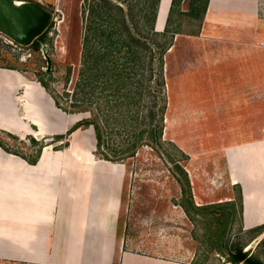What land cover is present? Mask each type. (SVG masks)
Returning <instances> with one entry per match:
<instances>
[{
	"label": "rangeland",
	"instance_id": "374dc122",
	"mask_svg": "<svg viewBox=\"0 0 264 264\" xmlns=\"http://www.w3.org/2000/svg\"><path fill=\"white\" fill-rule=\"evenodd\" d=\"M15 1L39 2L52 14V21L45 31L44 45L42 44L39 50H34L31 45L21 46L0 33V68H14L27 81L35 85H40L38 80L43 79L60 96L61 102L66 103L61 95L65 89L70 92L73 91L78 71L83 68L81 61L82 41L88 23L89 10L93 3L102 6L104 2L102 0ZM142 1L111 0L112 4L106 6L111 9V13L116 15V20L119 22L118 26H121L122 15H126L129 32L135 35L142 33L147 41L145 46L138 47L143 64L139 73L141 72L143 76H137L135 79L139 80L138 83L143 82V98L135 109L138 108L144 118H139L140 126L134 130L138 131L136 133L145 130L146 126L141 125L151 122L148 119L149 111L159 113L160 99L162 98L159 94L160 89L157 87L160 58L158 45L162 38H153L150 34H144L147 30L138 21L136 13L139 9H143L150 14L153 9V0H148L145 5ZM205 1L200 0L197 5L198 19L178 17V15L173 18L172 29L179 25L178 28L182 34L174 38L172 51L165 56L163 72L167 82L165 87L167 108L160 141L163 142L162 145L159 143L154 147L139 145L135 150V156L130 160L123 163H112L101 160L96 154L95 139L91 129L79 130L74 137L64 134L63 138L51 136L38 138L39 141L32 137L20 141L0 133V142L7 149L28 159L37 157L43 149L49 148L47 150L49 161L46 166H61L62 180V174L65 171L66 183L61 185V191L66 198L69 191L71 192L73 189L76 178H78L76 176L78 170L95 167L92 171V179L96 191L93 192L92 189V191L87 192L89 195L87 221L89 224L94 223L92 224L94 227L100 228L104 222V226H107L108 213L104 207V200L113 195L114 170L122 165V175L119 178L120 185L114 195L117 200L115 204L110 201L111 212L115 205L114 213L112 212V217H114L111 219V239L106 241L103 239L104 236L103 238L99 236L100 246H96L97 250L96 248L91 249L90 244L87 243L84 259L88 264H100L106 256L107 264H230L228 263V250L222 247V249L216 250L217 247L212 245L216 241L214 230L217 224L211 221L210 216L200 214L189 218L178 205L184 199L180 185L173 178L175 175L171 172L172 165L169 159L172 158L179 162L187 173L190 195L195 206L207 208L208 205L219 203L223 205L227 202H233L237 205L239 193L228 182L221 147L219 143L212 140V137L208 136L207 130L211 128L203 127L205 120L203 119L205 113L203 109H207L212 102L216 104L219 95L202 93L203 79L201 76L197 77L199 74L190 71L195 66L201 68L206 65L208 57L206 53H209L211 49L216 53L219 52V46L211 43L206 44L205 39L217 38L219 40L225 39V37L228 39L234 37L241 41L251 38L254 41L251 45L253 46L252 55L257 59V95L255 98L257 116L252 118V123L258 132L256 141H263L264 0H257L256 15L252 14L250 20L242 18L243 15H238L231 23L232 27L228 26L231 20L229 21L221 15H213L206 20L205 14L201 13ZM188 2L190 3L191 0H183L181 4V9L186 10L185 12H188ZM97 6L94 9H97ZM119 8L122 10L121 13ZM159 9L155 30H157V22L159 24L162 16V14L159 16ZM130 13L132 17L129 16ZM167 16L168 9L163 17L162 31ZM233 25H236L237 30L239 29L236 37L234 32H230ZM248 25L251 26L250 31L244 29V26ZM241 27L243 29H240ZM210 40L209 42H211ZM97 44L98 42L95 41V45ZM43 52H46L51 60L49 72H46ZM217 58H220V54ZM69 68L72 70V74L66 79ZM189 75L196 77V79L190 78ZM149 76L150 80L147 81ZM191 82L193 83L191 84ZM215 87L217 88V86ZM18 93L17 95L20 97L22 91H18ZM37 103L42 112L44 110L43 113L47 114L50 119H59L52 115L47 100ZM113 105H115L114 101L109 104L110 107ZM92 106L97 110L100 121L104 123L103 110L105 107L103 99L97 92H95ZM121 110L123 111L124 108ZM19 113H22L20 107ZM76 117L83 118L82 115ZM156 119L157 117L152 122L153 125H155ZM243 122H246V119ZM254 127L252 134H254ZM130 129L133 130V127L131 126ZM213 129L216 130V128ZM122 135L111 134L108 136V143L112 146L116 145ZM144 138H147V134H144ZM221 139L224 138L221 137ZM70 140L73 142L72 147ZM169 142L174 143L187 156L186 159H180V153ZM263 146L264 143H260L257 151L263 150ZM44 150L43 154L46 153ZM255 153L258 163L262 162L264 158L261 152ZM65 206L67 211L63 216V223L64 227H67L70 207L68 203ZM86 206L84 207L85 215ZM227 230L225 240L229 247L235 245L247 255L253 254V256L263 260L264 236L257 240L259 237L257 235L264 230V226L262 230L254 229L245 233L241 229L239 215H237L236 220L229 225ZM61 234L64 236V233L61 232ZM0 264L3 263L0 262Z\"/></svg>",
	"mask_w": 264,
	"mask_h": 264
},
{
	"label": "crops",
	"instance_id": "0c3cea01",
	"mask_svg": "<svg viewBox=\"0 0 264 264\" xmlns=\"http://www.w3.org/2000/svg\"><path fill=\"white\" fill-rule=\"evenodd\" d=\"M162 5L163 0H160L159 16ZM257 8V0H207L204 14L206 20L213 15L224 16L231 20L228 24L231 26L238 15L250 20L252 14H257ZM244 29L250 31L251 26H244ZM231 30L236 37L239 29L233 25ZM155 31H162L158 28V22ZM209 40L204 41H207L206 44L219 46V52L211 49L206 53V65L201 68L195 66L190 72L199 74L197 77L201 76L203 79L202 93L219 95L216 104L212 102L207 109H203V127L211 128L207 130L208 136L221 147L228 182L240 188V226L243 232L248 233L264 226V160L258 163L255 153L261 152L264 158V146L263 150L257 151L258 145L264 143V140L256 141L258 132L252 123V118L257 116V59L252 55L251 46L254 41L251 38L240 41L234 37L219 40L215 38L211 42ZM218 54L220 58H217ZM18 91H22L20 97L17 95ZM44 100L49 102L52 115L58 117V120L50 119L39 108L37 102ZM19 107L22 109L21 114ZM77 115L65 114L57 109L40 85L27 81L15 70L0 68V133L9 134L20 141L31 137L35 140L51 136L60 138L80 120ZM245 119L246 122H243ZM78 131L69 136L74 137ZM70 141L72 147L73 142ZM43 150L35 165H31L0 147V262L86 264L84 251L87 243L94 249L100 246L99 236H104L106 241L111 239V219L114 217L112 212L114 213L115 205L111 212L110 201L116 203L114 195L120 185L122 165L114 170L113 195L104 200L108 213L107 226H104V222L98 228L87 221V192L92 189L93 192L96 191L92 179L95 167L78 170L74 190H71L73 193L69 191L66 198L61 191V185L66 183L64 168L62 180L61 166H46L49 148L44 150L45 154ZM67 203L70 215L67 227H64L63 216L67 211ZM259 234L257 236L264 234V231ZM107 262L106 256L100 264Z\"/></svg>",
	"mask_w": 264,
	"mask_h": 264
},
{
	"label": "trees",
	"instance_id": "16d2710c",
	"mask_svg": "<svg viewBox=\"0 0 264 264\" xmlns=\"http://www.w3.org/2000/svg\"><path fill=\"white\" fill-rule=\"evenodd\" d=\"M102 1L104 5L97 6V3H93V6L89 10L88 23L82 41L81 61L83 63V68L78 71L73 85V91L70 92L65 89L61 95L66 103L61 102L60 96L53 91L48 82H45L43 79L38 80V82L46 94L51 98L57 109L65 114H78L83 116V118L77 121L66 132L67 136L73 134L77 130L91 129L95 139L96 154L100 159L112 163H123L135 156V150L139 145L154 147L157 143L160 145L163 144V142L161 143L160 141L164 129V115L167 108V93L165 91L167 82L163 72L165 56L172 50L174 38L182 34L178 28L179 25H176L172 29V24L174 22L173 18L175 15H178V17L198 19L197 16L199 13L197 14V5L200 0H191L190 3L188 2V12L181 9L183 0H171L166 24L161 32L155 31L160 0H153V9L150 14L143 9H139L136 13L138 21L141 22L145 30H147L144 34H150L153 38H162L158 45L160 58L157 84V87L160 89V97H162L160 99L161 106H159L158 114L149 111L148 119L151 122L141 125L146 126V128L139 133H136L138 131L134 130L139 128V118L143 119L144 116H141L138 108L135 109V107H138L143 98V82L138 83L139 80L135 78L137 76H143L141 72L139 73L143 64L138 47H143L147 44L146 37L143 36L142 33H139L140 35H135L129 32L126 15H122L120 19L121 26H118L117 24H119V22L116 20V15L111 13V9L106 7L112 4L111 0ZM147 1L148 0H143L142 3L145 5ZM94 5L97 6V9H94V7H96ZM206 5L207 0L203 3V9L201 10L202 14L205 12ZM119 9L121 13L122 10L121 8ZM129 16L132 17V14L130 13ZM134 23L138 24L136 22ZM44 37L45 32L31 44L34 50H39L40 46L42 44L44 45ZM95 41L98 42L97 45H95ZM6 69L15 70L14 68ZM71 74L72 70L69 68L66 73V79L69 78ZM146 80L149 81L150 76ZM95 92L99 93L100 97L103 99L105 107L103 110L104 123L100 121L97 110L92 106ZM112 101L115 102V105L110 107L109 104ZM122 108H124L123 111L121 110ZM156 117L155 125H153L152 122ZM131 126L133 130L130 129ZM113 133L123 134L121 139L117 141V144L114 146L108 143V136H111ZM3 134L9 138H15L9 134ZM144 134H147V138L143 139ZM60 138H63V136ZM32 142L35 141L32 140ZM169 143L180 153V159H186L187 156L181 152L174 143ZM0 147L7 152L18 155L31 165H35L37 159H39L41 155L40 153L37 157L28 159L21 154L7 149L1 142ZM169 161L172 165L171 172L175 175L173 178L180 185L184 201L179 202L178 205L182 208L184 213L189 218H192L193 215L207 214L210 216L211 221L217 224L214 230L216 241L212 243L213 246L217 247L216 250L222 248L227 249L229 252L228 263L230 264H264V258L261 260L253 256V254L249 256L247 253L242 252L241 248L235 247V245L229 247L225 240L226 233H228L227 229L229 225L236 220L237 215H239L240 222L242 206L239 186H234L239 193L237 205L233 202H227L223 205L221 203L208 205L206 206L207 208L195 206L190 195L187 173L179 162L172 158L169 159ZM223 217L225 218L223 219ZM262 228L263 226L256 230H262ZM263 231H261L260 234ZM262 255L264 257V253Z\"/></svg>",
	"mask_w": 264,
	"mask_h": 264
},
{
	"label": "water",
	"instance_id": "95a60500",
	"mask_svg": "<svg viewBox=\"0 0 264 264\" xmlns=\"http://www.w3.org/2000/svg\"><path fill=\"white\" fill-rule=\"evenodd\" d=\"M51 21L52 14L39 2L0 0V33L21 46L31 45L46 31ZM43 56L46 72H49L51 60L46 52Z\"/></svg>",
	"mask_w": 264,
	"mask_h": 264
},
{
	"label": "bare ground",
	"instance_id": "6f19581e",
	"mask_svg": "<svg viewBox=\"0 0 264 264\" xmlns=\"http://www.w3.org/2000/svg\"><path fill=\"white\" fill-rule=\"evenodd\" d=\"M168 4H169V0H163V5H162V16H161V19H160V22L158 24V28L161 30L163 28V17L164 15H166V11L168 9Z\"/></svg>",
	"mask_w": 264,
	"mask_h": 264
}]
</instances>
